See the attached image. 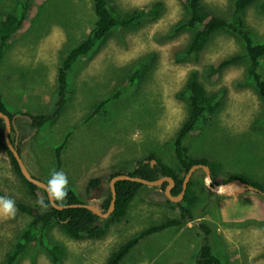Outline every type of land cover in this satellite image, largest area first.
<instances>
[{"label":"rangeland","instance_id":"374dc122","mask_svg":"<svg viewBox=\"0 0 264 264\" xmlns=\"http://www.w3.org/2000/svg\"><path fill=\"white\" fill-rule=\"evenodd\" d=\"M23 1L0 0V11L13 12ZM115 2L123 12L144 9L154 2H161L163 8L155 21L117 29L93 53L82 57L69 74L71 97L67 104L27 141L35 130L25 116L57 110L59 69L96 22L93 1L45 0L28 31L5 51L0 90L7 107L18 116L19 147L30 174L45 181L56 168V148L67 139L62 171L84 203L100 208L109 195L106 184L116 171H133L142 160L157 166V159L180 171L174 141L189 117L184 92L191 73L197 72L207 92L218 94L220 108L212 120L199 124L185 139V146L193 157L209 161L214 179L238 175L264 184V103L248 76V59L223 70L215 82L209 78L213 67L246 53L243 43L222 31L195 60L185 53L191 34L176 30L189 17L181 0ZM232 11V0H203L205 16L230 19ZM246 23L255 41L264 39V0L248 7ZM139 65L146 66L139 82L132 89L125 87L120 99L89 119L97 104ZM260 72L264 77V59ZM151 155L157 159L150 160ZM10 161L8 152L0 149L1 194L19 203L38 205ZM195 175L194 191L199 199L193 209L194 220L144 238L121 264H195L201 245L199 225L203 223L212 227L213 250L223 263L264 264V198L254 193L216 195L205 186L203 170ZM93 178L103 180L104 185L91 192L88 186ZM165 188L143 185L121 220H101L106 226L101 239L74 240L55 223L43 239L62 249L59 263L40 243L41 224L34 226L36 241L16 264H106L121 245L140 232L180 218L178 206L183 200L171 202ZM32 221L18 209L15 217L0 216V264Z\"/></svg>","mask_w":264,"mask_h":264},{"label":"trees","instance_id":"16d2710c","mask_svg":"<svg viewBox=\"0 0 264 264\" xmlns=\"http://www.w3.org/2000/svg\"><path fill=\"white\" fill-rule=\"evenodd\" d=\"M96 22L94 23L89 35L77 46H75L65 57L58 73V101L57 110L53 114H39L30 116L33 120L31 126L35 130H41L47 123L52 122L59 113L63 110L71 97L69 74L74 66L82 57H86L93 53L95 49L105 42L109 36L117 29H127L141 25L147 21H155L160 17L163 4L161 2H154L144 9H135L130 12H123L116 4L115 0H92ZM185 9L189 13L187 21L181 26L177 27L178 32H189L191 34V41L186 48V55L197 60L200 54L206 49L212 38L222 32L229 31L234 34L239 41L244 45L245 54L236 55L227 60H224L216 67L211 69L209 74L210 80L217 81L221 72L230 67L234 63L247 58L249 61L247 73L258 90V93L264 103V77L260 72L262 60L264 59V39L255 41L254 35L246 23V11L248 7L254 5L258 0H232L233 11L230 19L219 17L216 15H203L202 7L203 0H181ZM45 0H24L20 2L17 9L13 12L0 11V64L5 56L6 49L11 43L21 38L29 29L30 24L38 15L40 8ZM258 42V43H257ZM146 73V66L139 65L118 88L110 93L104 100H101L95 110L90 114L89 119H93L103 110H106L109 104L118 100L123 95V89L128 87L132 89L143 75ZM187 98L190 111L188 119L183 123L176 139L174 141V152L180 165V171L164 162L158 160L155 155L149 157L150 160L157 159L158 165L152 166L150 162L144 160L139 161L136 168L127 175L132 177H141L146 180H158L162 177H171L175 180L176 186L172 190L173 196H179L183 190V181L187 172L195 165L201 164L209 166V161L206 158L193 157L187 146H185V139L197 128L199 124L205 120H212L214 113L220 108L218 94H209L205 87L199 82L197 72L191 73L184 92ZM0 111L7 114L10 119L15 116L6 105L4 96L0 90ZM22 113V112H21ZM24 115L28 113L24 112ZM31 123V122H30ZM264 124V120H263ZM5 122L0 118V149L8 152L10 162L13 170L22 181L28 186L30 194L38 201V205H27L16 202V208L30 216L33 221L30 228L22 232L15 248L10 251L4 264H16L21 258L22 254L28 249L29 244L36 241L34 226L41 224L40 232L42 241L40 243L52 256L55 263L60 262V258L64 256V252L59 246L48 245L44 242L45 232L56 223L63 228V230L74 240L80 241L84 239H101L106 233V226L101 223V218L94 215L91 211L84 208H68L59 211L52 207L46 192L37 186L27 181L21 173L18 162L13 154L10 152L5 139ZM67 143V139L55 150L57 165L55 170H62V152ZM20 154L21 149L19 147ZM22 155V154H21ZM212 171V167H211ZM125 174L122 171H116L110 177ZM183 174V175H181ZM213 174V171H212ZM50 175L44 181L46 184ZM214 178V177H213ZM240 179L254 187L264 191V184L257 180H245L238 175H233L229 179L215 178L216 184H225L230 180ZM103 180L93 178L88 186L91 192L100 190L102 188ZM110 184V183H109ZM106 184L108 189V197L103 202L101 210L107 211L112 200L110 185ZM196 185V175L191 179L187 192L183 201L179 204L180 218L166 220L158 226L151 227L145 231L140 232L131 238L124 245H121L108 259L106 264H121V262L132 252V250L146 237L167 230L169 228L180 227L184 222L194 220L193 209L199 199L194 186ZM167 186L164 184L162 189ZM143 187L140 183L120 181L116 183L117 200L116 209L111 219L121 220L128 211V208L134 198ZM0 196H3L0 192ZM41 198L47 204L44 208L40 204ZM80 195L69 185L68 197L64 204L60 206H70L84 203ZM171 203V202H170ZM39 208H44L42 211ZM199 236L201 237V245L198 253L194 258L195 264H225L220 257L215 255L213 250V229L209 224L203 223L199 225Z\"/></svg>","mask_w":264,"mask_h":264},{"label":"water","instance_id":"95a60500","mask_svg":"<svg viewBox=\"0 0 264 264\" xmlns=\"http://www.w3.org/2000/svg\"><path fill=\"white\" fill-rule=\"evenodd\" d=\"M0 118L4 120L6 128H5V139L7 142V146L10 150V152L13 154L15 157L16 161L19 164L20 170L24 178L32 183L33 185L37 186L38 188L44 190L48 196L47 193V184L44 181H41L35 177H33L27 166L25 165L22 155L19 152V139L17 137V140H13L11 137V132L14 129L17 135L19 136V130L17 128V119L18 116H14V118L10 119V117L0 111ZM26 119H28L31 123L33 122L32 118L29 116H25ZM38 129L36 128L34 133L26 139L30 140L33 135H35L36 131ZM25 142V141H24ZM153 163H157L156 161H153ZM203 170L204 171V184L205 186L214 194L216 195H221V196H238L241 194L245 193H254L259 196H262L264 198V191L254 187L253 185L244 182L243 180L240 179H234L230 180L229 182L225 184H216L212 175L211 167L205 166V165H195L193 166L185 175L184 181H183V190L179 196H173L172 194V189L176 185V182L173 178L171 177H162L158 180H146L141 177H132L127 174H121L119 176H115L114 178L111 179L110 181V189H111V194H112V200L110 202L109 209L107 211H103L100 208L91 205V204H77V205H70V206H60L57 203H54L51 201V199L48 197L50 204L52 205L53 208L63 211L68 208H84L89 211H91L94 215L98 216L101 218V220L108 219L113 216L115 209H116V200H117V191H116V183L120 181H129V182H135V183H140L144 186H151V187H161L164 184L167 183V186L165 188V194L169 198L171 202L174 203H179L180 201L183 200L189 183L193 176L197 173V171Z\"/></svg>","mask_w":264,"mask_h":264},{"label":"clouds","instance_id":"9594fccd","mask_svg":"<svg viewBox=\"0 0 264 264\" xmlns=\"http://www.w3.org/2000/svg\"><path fill=\"white\" fill-rule=\"evenodd\" d=\"M48 197L57 204H64L69 193V180L66 173L62 170H53L47 182ZM40 204L42 207L47 208L44 199L41 198ZM17 214L15 200L7 197L0 196V216L11 218Z\"/></svg>","mask_w":264,"mask_h":264},{"label":"flooded vegetation","instance_id":"af4514ba","mask_svg":"<svg viewBox=\"0 0 264 264\" xmlns=\"http://www.w3.org/2000/svg\"><path fill=\"white\" fill-rule=\"evenodd\" d=\"M13 118H14V117H13ZM31 124H32V123H31ZM11 134H15V137L13 138V140L15 141V140H17V137H18V139H19V136H20L21 132L19 131V136H18L17 133L15 132V130L13 129L12 132H11ZM30 136H31V135H30ZM30 136H29V137H30ZM26 139H27V138H26ZM26 139H25V140H26ZM25 140H24V141H25ZM18 141H19V140H18ZM22 141H23V139H22ZM22 141H20V144H23ZM150 163H151V165L153 166L152 162H150ZM136 166H137V165H136ZM136 166H135V168H136ZM133 170H134V169H133ZM130 172H131V171H130ZM123 173L128 174L129 172H123ZM113 178H114V177H113ZM175 186H176V185H175ZM175 186L173 187V189L175 188ZM173 189H172V190H173ZM183 199H184V198H183Z\"/></svg>","mask_w":264,"mask_h":264}]
</instances>
